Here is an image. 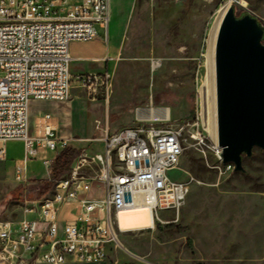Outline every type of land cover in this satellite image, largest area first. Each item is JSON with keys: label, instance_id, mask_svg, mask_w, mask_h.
Masks as SVG:
<instances>
[{"label": "built area", "instance_id": "built-area-1", "mask_svg": "<svg viewBox=\"0 0 264 264\" xmlns=\"http://www.w3.org/2000/svg\"><path fill=\"white\" fill-rule=\"evenodd\" d=\"M98 24L109 30L110 0H0V161L8 158L6 143H24L19 182L41 153L69 148L51 115L39 117L32 131L30 103L70 99V45L93 40ZM111 78L110 70L78 76L90 95L99 88L108 95ZM137 122L107 131L103 151L95 156L77 151L65 175L55 179L51 197L26 200L22 218L0 221V264H98L117 253L132 255L122 242V235L131 232L120 228V213L150 209L151 229L163 213L179 214L194 179L176 181L169 172L184 153L187 124ZM190 136L199 149L207 147L200 131ZM209 149L221 173L235 171L234 164L223 162L218 143ZM43 165L50 176L53 159L46 157ZM95 183L103 187V196H91ZM66 210L69 214L62 216Z\"/></svg>", "mask_w": 264, "mask_h": 264}, {"label": "rangeland", "instance_id": "rangeland-1", "mask_svg": "<svg viewBox=\"0 0 264 264\" xmlns=\"http://www.w3.org/2000/svg\"><path fill=\"white\" fill-rule=\"evenodd\" d=\"M226 1L120 0V48L108 95L105 88L90 95L73 76L68 101L75 93L73 121L86 135L93 131L87 139L93 140L92 147L86 149L91 156L103 151L107 131L136 125L140 108H169L174 123L187 124L184 153L169 172L176 181L194 179L179 214L163 213L154 229L123 234L132 255L117 253L98 264H264V150L256 148L244 158V171L221 173L209 149L216 142L203 116L197 117V112L203 113L200 88L208 75V33ZM241 1L244 6H233L236 16L250 14L264 27V0ZM30 126L34 131L32 120ZM198 131L206 140L204 150L190 136ZM19 142H10L13 158L23 155ZM48 156H54L56 164L60 154ZM43 158L40 154L29 163L23 182L16 179V160L0 161V221L22 218L26 200L53 195L55 179L68 170L54 166L49 176ZM98 187L95 183L94 192L103 196V187Z\"/></svg>", "mask_w": 264, "mask_h": 264}, {"label": "water", "instance_id": "water-1", "mask_svg": "<svg viewBox=\"0 0 264 264\" xmlns=\"http://www.w3.org/2000/svg\"><path fill=\"white\" fill-rule=\"evenodd\" d=\"M264 27L231 7L215 53L218 145L225 164L244 171V158L264 150Z\"/></svg>", "mask_w": 264, "mask_h": 264}, {"label": "crops", "instance_id": "crops-1", "mask_svg": "<svg viewBox=\"0 0 264 264\" xmlns=\"http://www.w3.org/2000/svg\"><path fill=\"white\" fill-rule=\"evenodd\" d=\"M119 9L120 0H110L109 30L107 31L100 25L99 29H96L97 35L93 40L89 42H73L70 45V55L72 57L71 73L73 76L78 77L79 75L83 74H98L107 70L111 71L120 48V25L118 22ZM74 94L75 93H73V95ZM73 95L71 100L68 102L32 101L30 103V120L33 121L35 127L39 117L43 115H51L52 124L57 130L58 137L60 139H67L69 148H72L75 151H80L87 149L89 146L92 147L93 142L87 139L92 136L93 131L91 135H86L80 128L76 127L72 116V112L74 110ZM109 132L113 133V131ZM19 143L23 145V155L21 158H13L11 154L12 152L10 142L6 143L5 145L8 157L16 160L18 165H20L24 156V143ZM102 147L104 148L103 143ZM41 154L44 155V158L42 159V165L43 160L46 157L51 159L54 158V156H48L49 153ZM98 189H101L100 186ZM91 196L99 197L100 194L99 192L93 191ZM68 214L69 212L66 210L63 211L62 216Z\"/></svg>", "mask_w": 264, "mask_h": 264}, {"label": "bare ground", "instance_id": "bare-ground-1", "mask_svg": "<svg viewBox=\"0 0 264 264\" xmlns=\"http://www.w3.org/2000/svg\"><path fill=\"white\" fill-rule=\"evenodd\" d=\"M242 2L241 0H227L223 3L213 16L208 33V75L200 88V95L203 125L216 143H218L215 67L216 44L226 14L235 4L244 6ZM137 117L145 121H153L155 119L169 120L171 119V110L169 108L149 106L138 109ZM119 222L120 228L124 232H139L154 227L152 214L148 208L122 212L119 215Z\"/></svg>", "mask_w": 264, "mask_h": 264}, {"label": "trees", "instance_id": "trees-1", "mask_svg": "<svg viewBox=\"0 0 264 264\" xmlns=\"http://www.w3.org/2000/svg\"><path fill=\"white\" fill-rule=\"evenodd\" d=\"M77 151L72 148L64 150L56 161L55 169L61 168V170H68V160L71 159Z\"/></svg>", "mask_w": 264, "mask_h": 264}]
</instances>
